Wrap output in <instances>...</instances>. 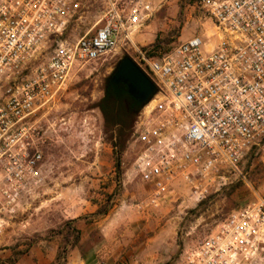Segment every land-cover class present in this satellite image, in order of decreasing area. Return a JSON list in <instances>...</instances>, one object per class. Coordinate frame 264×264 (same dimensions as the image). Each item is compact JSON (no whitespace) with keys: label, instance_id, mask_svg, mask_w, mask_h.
<instances>
[{"label":"built area","instance_id":"1","mask_svg":"<svg viewBox=\"0 0 264 264\" xmlns=\"http://www.w3.org/2000/svg\"><path fill=\"white\" fill-rule=\"evenodd\" d=\"M90 0H0V178L15 192L39 182L38 118L77 66L101 60L154 15L151 0H101L103 15L76 44L65 35ZM210 35L170 52L138 49L155 85L134 134L136 169L151 186L140 209L167 203L178 180L210 194L221 172L264 140V0H200ZM7 194V191H4ZM264 252V200L233 212L178 264H252Z\"/></svg>","mask_w":264,"mask_h":264},{"label":"rangeland","instance_id":"2","mask_svg":"<svg viewBox=\"0 0 264 264\" xmlns=\"http://www.w3.org/2000/svg\"><path fill=\"white\" fill-rule=\"evenodd\" d=\"M199 1L151 0L154 15L132 43L77 66L55 106L39 115V182H28L15 195L0 178V264L26 251L22 259L29 264L54 262L59 253L67 262L80 253L101 264H178L233 212L264 200L263 140L238 171L221 172L205 183L212 184L210 194L195 196L188 182L178 180L167 203L140 209L151 186L136 169V136L118 149L119 172L113 133L96 106L107 79L123 59L134 61L138 49L157 45L170 52L195 35L211 34ZM103 11L101 0H90L64 39L76 44ZM252 264H264V252Z\"/></svg>","mask_w":264,"mask_h":264},{"label":"trees","instance_id":"3","mask_svg":"<svg viewBox=\"0 0 264 264\" xmlns=\"http://www.w3.org/2000/svg\"><path fill=\"white\" fill-rule=\"evenodd\" d=\"M153 47L155 49L158 48L157 45ZM113 75L107 79L104 88V96L96 106L103 115L106 130L113 133L117 159L116 167L118 171L121 172V152L118 149H123L122 145H124L129 136L134 133L135 126L141 113L152 99L147 103L138 102L129 94L127 85L123 83L116 85L112 82ZM27 254L28 251L14 254L13 258L1 264H18ZM66 262L67 257L59 253L56 260L51 264H66Z\"/></svg>","mask_w":264,"mask_h":264},{"label":"water","instance_id":"4","mask_svg":"<svg viewBox=\"0 0 264 264\" xmlns=\"http://www.w3.org/2000/svg\"><path fill=\"white\" fill-rule=\"evenodd\" d=\"M112 82L127 85L129 94L141 103L149 102L155 95L154 83L130 58L121 61Z\"/></svg>","mask_w":264,"mask_h":264},{"label":"crops","instance_id":"5","mask_svg":"<svg viewBox=\"0 0 264 264\" xmlns=\"http://www.w3.org/2000/svg\"><path fill=\"white\" fill-rule=\"evenodd\" d=\"M28 261L29 260H24V262H23V259H21L19 262L22 263V264H29ZM51 263H52L51 259H48L46 261V263L43 262V260H42V262L40 264H51ZM67 264H101V263L100 262H95V260L90 259L88 256L84 257L80 253L79 254L74 253L73 257H70L68 259Z\"/></svg>","mask_w":264,"mask_h":264}]
</instances>
